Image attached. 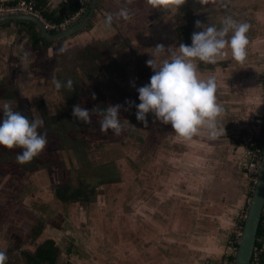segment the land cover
<instances>
[{
	"label": "flooded vegetation",
	"instance_id": "af4514ba",
	"mask_svg": "<svg viewBox=\"0 0 264 264\" xmlns=\"http://www.w3.org/2000/svg\"><path fill=\"white\" fill-rule=\"evenodd\" d=\"M222 3L224 4V7L221 8V6H218L216 9L217 13L215 15L216 18L221 19L220 23L225 16H232L238 22H247L250 25L249 31L247 32L249 39V44L247 46V56L242 63L233 60L230 50H226L228 51V55H226L223 59L218 60L215 64L209 63V65H207L209 70L208 77L214 76L216 79L217 103L220 104L223 109V111L217 117L218 124H220L221 127H224L225 125V133L221 131L217 137H220L219 140L223 142L224 145H228L227 147L220 145L221 147H226L223 160H221V162H219L216 166L209 165L211 164V160H204L201 163L199 171L190 173L184 168L183 165V163L188 162V155L185 156L183 161V155L181 158H179L181 155L178 156V154L174 153L176 156H178L177 159L180 160L179 163H182L180 164L181 166L177 168L175 165H171L170 163L168 164L166 155L164 156L161 149L156 147L158 144L152 146V143H150L151 140H149L148 145L145 146L143 150H139L136 156L135 154H125L126 148L123 147L124 152L122 154V163H120L118 167L111 165L113 159H115L113 157L114 153L118 154L119 152L117 150L118 146L111 142L113 138L110 135L113 133L110 134V132L112 131L109 130L108 132H104L106 135H100V137H110L108 138L109 140L106 141L110 148H104V146H101L102 142H96L95 140L93 141V139L90 142L93 152L89 150L80 151L78 148L74 149L71 144H62L63 137H68L71 135L80 138L82 133L80 130L77 131L78 128L74 129L67 127L68 122L65 121V119L72 118V115L68 113V107L63 106V104H57L55 114L53 112L50 113L49 109V114L46 118H44V122L47 124L48 128L56 131V134H53L54 140L52 143L54 142L57 145L50 151H46V153H49V157H51V159L54 161H57L58 165L53 166L50 170H48V173L45 172L44 169L47 170L44 167L47 156L44 154H38L33 158L37 162V165H43L44 169L41 167V169H32V167L27 168V162L23 163L22 170L26 171V176L21 178V181L27 185H30L33 182H37L39 184L41 183L42 187H39L36 184L37 188H28L26 190L24 199L18 204L16 208L17 210L20 209L23 212L22 216L26 215V217H28L27 214L31 213V209L35 208L34 206L33 208L29 207L30 205L28 204L31 203L37 205L36 209L43 208L44 204H49L50 207H56L54 205L55 203H53L55 195L52 194L53 191H51L55 189L58 191L57 197L59 196V198L68 203V208L67 211H65L62 215L57 212L55 216H52L51 213L48 212L49 220L52 223L58 221V225L65 222L67 228H71L70 226H78L86 237L84 238L86 239V247L91 245L98 250L100 247H106L109 245L110 248L107 253H110V257L113 259L117 258L118 260H133L132 262L128 261L127 264H143V262L137 261L144 260L143 252L135 253L133 256L122 255L121 257H118L120 254H122L120 253L122 249L129 250L130 248H134L136 242L139 239L141 240L139 241L140 244L141 242H144V244L148 246L145 248V251L149 254V258H147L148 262L144 264H167L169 260L180 259V254L187 251L185 248H190L192 251L195 246V242L193 240H184L181 238L175 246L172 245L174 248L173 250L169 251V247H161L160 244H158V239L163 233L157 224H154L157 222V220L150 219L151 215L155 216L154 218H161L163 220H165L166 217H173L172 220L174 223L172 225L176 228V230H181L182 232L190 231V233H194V231L199 229L201 225L210 226L212 228L210 237L214 238L215 240H217L220 236L219 230H227L229 224H225L224 221H228L230 223L233 213H237V211L241 210L243 213L241 214V224L244 223L249 206V200L252 196V193H250L251 187L249 186L250 184L248 181V165L259 134L262 131L264 125V116L260 118V115L264 113V108L262 107V101H264L262 97V95L264 96V0H223ZM90 4L91 0L89 1L88 9L85 15L90 9ZM155 9L156 7L153 6L152 10ZM98 11L99 8L97 4V10L92 16L93 22L97 20V22H100L99 26L105 25L107 27L104 22L106 17L102 19V14ZM148 12L136 5L135 8H131L130 12H128V19L118 17L120 21L123 20L122 24H119V26H128L129 30L131 28L132 32L138 33L133 35L131 40L138 42L135 47V52L138 51V57H140L138 69L141 68L140 70L143 72L142 75L145 76H148L146 74L147 72H152V68H146L144 65L147 64H142L144 49H154L158 43L164 45L165 49L169 46L167 43H165V40L167 41L169 35L167 32H164L163 35V32L160 31L162 33L157 44L154 41L155 37L149 34V29L153 25V19L152 15L148 14ZM111 13L115 16V12ZM111 13L109 12V14ZM145 15L146 18L144 19L143 17ZM101 21L104 23H101ZM220 23L217 24V26H220ZM182 25L177 26L178 37L181 36L179 33L182 31ZM86 28L87 27H85V29ZM138 29H141L140 31L146 32L141 35ZM164 30L165 29H163V31ZM106 31L107 35H110L111 32L115 31L114 35L118 36L116 25L107 27ZM14 34V36L17 37L18 34ZM109 38L112 39V37ZM28 39L29 41L31 40V38ZM147 39L149 40V43L146 44V47L145 42ZM4 44L5 47H2V49L0 47V49L1 53L6 54L8 52L7 46L9 44ZM69 46V43H65L66 50L63 52V54L70 55L68 48ZM22 51L28 55L30 53L29 47L25 49L23 48ZM174 51H178V48H175ZM170 55L171 51L166 49L162 51L161 55L159 56L163 60L170 58ZM31 57H24L22 60L18 54H15V60L18 59L21 64H25L23 66H27L26 69H30L32 67L33 70L35 65L31 66L29 62L31 60L33 61ZM53 57H55V55H53ZM119 63L122 64L121 62ZM50 67L47 69L42 67L40 68V66L36 65L34 70L41 73V75L47 71L50 74L53 70L52 67ZM107 70L108 69H106L105 72L99 70L98 72L100 73H98L97 78L106 84L109 83V81L103 79H111L110 75L108 74L109 72H106ZM115 71L116 70L110 71L111 75L114 77H116V74L114 73ZM89 73L90 72L86 73L85 69L83 68H79L75 72L78 78L83 77L85 85L87 84L89 89L90 87L91 89H96L97 83L91 84L88 82V79L90 78ZM126 73L128 72L126 71ZM121 76H124V72H121ZM120 80L121 79L118 77L119 82H117V84L119 86L122 85L125 88L124 95L127 94L128 96L125 101H132L136 94L134 91L135 86H133L135 85L134 79L130 78L128 82H120ZM144 81L148 82L149 79H144ZM46 84L47 86H41L39 89L49 92L52 87V85H50V80H46ZM25 100L29 101L28 98H25ZM118 103L119 102L116 101L112 102L111 104L104 100L101 102L102 105L100 107L105 108L109 105H115ZM94 111L99 113V110L96 108L95 110H90V116L92 119L97 118V113L95 114ZM245 115L251 118L247 119ZM241 118L246 119L242 121ZM223 119L224 121L229 119V124L226 123L222 125L223 122L221 121ZM132 120L136 119L132 118ZM83 123L86 125V122ZM159 123L160 125H163L162 122ZM69 124H71V122ZM248 126L251 128V131L246 132ZM231 129L237 133L233 134ZM40 131L44 130L41 128L39 129V132ZM164 132L165 131L162 127V131H160V133ZM91 134L99 135L97 131ZM235 135L242 138L240 141L236 142V144H233L231 138L235 137ZM92 138L94 137L92 136ZM214 140H217V138L213 139V141ZM81 143H83V140ZM233 145L234 147L232 148ZM94 150H101V157H97L98 160H93L90 163H87V160L85 159H91L93 153H95ZM65 151L68 152L67 154L63 155V152ZM106 155H112L109 165H106L104 162ZM210 155L212 154L206 152L205 156H203L211 158ZM58 160H62L64 164L59 163ZM127 162L129 164H127ZM137 162L145 165V174H142L139 172L140 170L132 167L133 163ZM193 165L194 164H192V166ZM119 167H121V169ZM128 167L130 168L126 169ZM105 174H107V176H105ZM110 178H113V180L110 181ZM103 186L105 187L102 188ZM113 187L122 188L121 190H123V192H119L116 196L117 199L115 200L116 202L118 201L117 203L124 205L125 202H130V205L133 206V211H136L135 209L137 207L147 210V213L142 214V217H145L146 219H142V222H139L138 220H140V218L137 213H135L134 216L128 215L126 217H122L124 215L123 212H121L120 215L116 212L113 213L115 209L112 206L115 204L112 203V199L115 197V194L109 191L113 190ZM47 188H49V190L45 191ZM105 189H107L106 193ZM1 192H4V189L0 191V193ZM240 194L243 195V202H240ZM126 195H129L127 199L125 198ZM102 201L106 202V206L104 205L105 207L103 208L100 206V202ZM238 203H240V205H238ZM84 206L86 207L84 208ZM89 207L90 209L87 211L88 213L86 214V217L83 218L81 215L83 208L86 210ZM37 216L38 218H36V223H38V226H41V232L45 230L44 237L42 236L39 238V243L42 242V239L45 240L46 238H52L55 240L56 246L59 247L57 242L58 239L56 238H59L63 232H67V229L60 230L59 234L55 238V232L53 229L46 225L45 214L41 216L42 218L39 217L40 214ZM109 216L112 218L111 222H109ZM35 217L36 216L29 214L30 221H33ZM63 219H66V221ZM216 219L218 224L220 223V228L215 227L218 224L213 223ZM104 224H109L110 227L119 225L122 229H124V231L115 230L116 235H107L106 232H103V228L105 227ZM133 224L138 228V230H132ZM185 225H189V227L184 228ZM231 243H228V248L231 247ZM207 245L209 244L206 243L204 247ZM70 249H72V247ZM204 250L207 252L211 251L207 250V248H204ZM70 251L71 250H69V253ZM228 253H230L229 250ZM228 253L223 254V259L229 257L231 260L232 256H230ZM196 258L198 259L197 256L194 258L190 256L186 257L184 260H197ZM69 260L71 259L69 258ZM81 260L86 259H84L82 256ZM91 264H93V262H91Z\"/></svg>",
	"mask_w": 264,
	"mask_h": 264
},
{
	"label": "rangeland",
	"instance_id": "374dc122",
	"mask_svg": "<svg viewBox=\"0 0 264 264\" xmlns=\"http://www.w3.org/2000/svg\"><path fill=\"white\" fill-rule=\"evenodd\" d=\"M191 1L192 3L189 6L185 7L181 5V0H166L165 6H158L156 7L157 10L156 9L151 10V12L149 10L148 13L152 15V19H153V25L149 29V34L155 37L154 41L156 42V44L158 43V39L161 33L163 32L164 35V32H167L168 34L172 35L168 39V45H169L168 48L170 47L169 50L171 52L174 51L175 48H173L172 45L175 44L178 39L177 26H180L183 24V22H185L184 16L190 13L189 11L194 10L199 15L202 14L206 15V12H211V14L216 15L217 7L218 6H221V8L224 7V4L222 3L223 0H206V1L198 0V2H196V0H191ZM122 21L123 20L119 21L118 23H114L112 21L111 24V26L116 25L118 26V28H121L118 30V36L112 34L114 32H111L110 36L112 37V39L111 38L106 40L100 39L98 40V42L94 41L93 44L91 43L92 49L90 51L91 53L90 59L94 61V63L91 64V66H93L92 68L97 69L99 67V69L100 68H102V70L104 69V72L105 69H108L106 72H109L108 74L111 77V79H107V78L103 79L109 81V83L107 84L96 79V83H97L96 89L94 88L91 89V87L89 89L88 85L87 84H86L87 86L85 85L83 77L78 78L76 76L75 74V72L77 71L76 69L74 68L66 69L65 66L64 69L62 65H59V62L61 60L59 58H63V53L58 51L59 50L58 47L55 48L56 49L55 50L56 53L54 54L55 57H52L50 60V64H53V60H56L58 62V66L55 68V70L53 69L50 74L47 71L43 75H41V73L39 72L32 70V67L30 69H26L27 66L26 67L23 66L21 68L18 67L19 65H21V63L18 62V59L15 60L14 56L11 57L13 54H16L17 52L19 56L22 55L25 58L27 57L30 58L32 56V53L28 55L26 53H23L22 50H14L8 52V55L6 56L7 60H4L6 66H4L3 64L0 65V105H2L4 102H8L14 110L20 111L27 118L40 119L43 123L42 126L38 128V131L39 129L42 128L44 131H40V133L43 132V134H45L47 139V144L44 150H42L39 153L40 155L44 154L47 156L44 166L47 170L43 168V165L41 166L37 165V162L34 159L33 161L30 160L27 162L28 164V166H26L27 168L29 167H32V169L42 168L44 169L45 172L48 173V170H50L53 166L58 165L57 161L51 159V157H49L48 155L49 153L48 154L46 153V151L48 150L50 151L53 147L57 145L54 142L52 143V141L54 140L53 134L54 133L56 134V131L48 128L47 124L44 122V118H46L49 114V109H50V113L53 112L55 114V109L57 107V104L58 105L63 104V106L68 107V113L70 115H72V107L76 104H79L81 107H85L90 110H95V108L99 110V113H97V111H94L95 114L97 113L96 115L97 118L92 119L91 117L90 121L86 123V125L85 123H83V121H78L73 116L70 119L69 118L65 119V121L68 122L67 125L68 128H74V129L78 128L77 131L80 130L82 134L80 133L81 134L80 138L71 135L68 137L65 136L62 138L63 140L62 144H67V145L71 144L74 149L78 148L80 151L89 150L91 152H93L90 144L92 139L93 141L95 140L96 142H102L101 146H104V148H110L108 143H106V141H108L109 140L108 138L110 137L108 136L100 137L101 134L106 135L104 132L100 130V121L102 119V112L104 110L103 107H100L102 105L101 102L105 100L112 104V102L118 101L119 102L118 104L122 105L119 116V119L121 120V123L123 125L121 133L119 135H115V134L114 135L112 134L113 136L110 135L113 138L111 142L114 145L118 146L117 150L119 152L118 154L114 153L113 157L115 159H113V162L111 164L117 167L120 163H122L123 160L122 158V154L124 152L123 147L126 148L125 154L128 155L135 154L136 156L139 150H143L144 147L148 145L149 140H151L150 141V143H152L151 145L155 146L158 144V146L156 147L161 149L164 156L166 155L167 163L168 164L170 163L171 165H175L177 166V168H179L181 166L180 164H182L179 163L180 160L177 159V157L181 155L179 157L181 158L183 155V161H184L185 156L188 155L189 160L188 162L183 163V165L188 172L193 173L194 171L197 172L200 170L201 163L205 160L204 156L206 152L209 151L208 149L210 148H212L210 150L217 149L218 145H216L215 143L223 144V142L219 140L220 137H217V140H214L215 142L213 141V139L209 138V136L207 135V129L204 128H202L200 132L194 135L191 139H182L178 137L174 131L171 132L167 130L164 133H160V131H162V125H160L159 123L160 121H154V118L151 113L148 114L147 116V119L149 121L147 126H145L141 121L138 122L135 115L136 113L135 106L134 105L129 106L128 104L125 103L126 102L125 99H127L128 96L127 94L124 95L125 88L122 85L119 86L117 84V82H119L118 77L121 79L120 82L121 81L128 82L130 78L134 79V84H135L134 91L136 92V94L133 100L135 101V103H139L138 92L136 91V88L147 83V81H144V79L150 78L148 76H151L153 74V69L151 73L149 72L146 73L148 76L142 75L143 72L142 71L140 72L141 68L138 69V64L140 63L139 61L140 57H138V51L135 52V47L138 44V42L131 40L132 36L138 33L132 32L131 28L130 31L128 26H123V25L119 26V24H122ZM107 27L110 26L107 25ZM163 29L165 30L163 31ZM140 30L141 29H138L141 35H143L146 32ZM147 43H149L148 39L145 42V46ZM165 43H167L166 40ZM144 53H146L147 55ZM161 53L159 55H161ZM151 54H155V50L153 48L144 49L142 64H146V61L152 58ZM81 55L86 56V54H81ZM159 55L157 56L158 63L162 61ZM2 56L5 55L2 54ZM1 61H3V59H1ZM123 61L128 63H125ZM42 62L43 59L38 58L35 61L31 60L30 64L36 66V65H40ZM119 62H121L122 64H120ZM195 63L197 64L198 75H200L201 78H205V79L208 78L209 70L207 68V65H209V63H205L198 60L195 61ZM144 67L149 68L150 66L144 65ZM111 70H116L114 72L116 74V77L111 75L110 72ZM126 71L128 73H126ZM121 72L122 73L124 72V76H121ZM98 73L100 72L97 71L96 74L98 75ZM69 78H71L73 81L72 89H67L62 87L61 89L57 90L55 88L53 84L54 79H58L62 82H66L67 79ZM46 80H50V85H52L49 92L46 90L39 89L41 86H47ZM262 97L264 100L263 95ZM25 98H28L29 101L25 100ZM262 105H263L262 107L264 108V101H262ZM60 114H66V113H60ZM263 116L264 113L260 115V118ZM131 117L136 120H132ZM245 117L247 119L251 118V117H247L246 115ZM246 118H241V120L243 121ZM70 122L71 124H69ZM221 122H223L222 125L226 123L229 124V119H226V121H224L223 119ZM263 124H264V118H263ZM218 127L223 129V127H221L220 124H218ZM248 127L246 129V132H249ZM96 131L99 133V135L91 134V133H95ZM231 131L233 132V134L237 133L234 132V130L232 129ZM111 133L112 132H110V134ZM262 133H264V125L259 136ZM92 136L94 138H92ZM241 138L242 137H238L237 135H235V137L231 139L233 144H236V142L240 141ZM82 140L83 143H81ZM21 151L22 149L19 147H14L9 149L5 146L0 145V188H3L5 192V195L0 193V228H1L0 251H4L6 253L7 259L5 261H8L9 264H29L28 260L23 256L21 251L23 250L29 251V246L30 249L33 250L32 244L35 245V240L37 243H39L38 239H35L34 237L35 227L38 226V223H36V218H38L37 215L39 214H40L39 216L40 218H42L41 216L45 214L46 225L50 226L53 229V231L55 232L54 235L55 238L59 234L60 230L67 229V232H63V234L59 238H56L58 239L57 242L59 245V254L56 264H91V262H93V264H115V263L127 264V262L130 260H118L117 258L113 259L110 257V253H107V251L110 248L109 245L106 247H100L98 250L97 248L92 247L91 245L86 247V243H85L86 239H84L86 237L84 236V234L82 233L81 229L78 226L77 227L70 226L71 228L69 227L67 228L65 222L58 225L59 224L58 221L52 223L49 220L48 212L51 213L52 216H55L57 212H59L60 215H62L65 211H67L68 208V203H66L63 199L59 198V196L57 197V192H58L57 190L55 189L51 190L53 191L52 194L55 195L53 203H55L54 205L56 207H50L49 204H44L43 208L36 209L37 206L36 204L35 205L34 203L28 204L30 205L29 207L32 208L33 206L35 207L34 209H31L32 210L31 213L27 214L28 217H26V215L22 216L23 212L20 209L17 210L16 208H14L12 204H10V200L11 202L14 200L17 202L19 201L20 203L24 199L23 196H25L26 190L28 188H33V189L37 188L35 182L28 185V188H24V186H21L24 184L21 181V178L26 176L25 173L26 171L22 170L23 164L17 161V154ZM94 151L95 153H93L91 159H85L87 160V163H90L93 160H98L97 157L99 158L101 157V150H94ZM67 152L68 151L63 152V155L67 154ZM174 153L178 154V156H176ZM111 157L112 155L105 156L104 162L106 165H109V161ZM58 162L64 164L62 160H58ZM127 164L129 163L127 162ZM192 164L194 165L192 166ZM132 167L140 170L139 172H141L142 174H145L144 170L146 167L145 165H142L140 162L133 163ZM119 168L121 169V167ZM129 168L130 167L126 169ZM105 176H107V174H105ZM112 180L113 178H110V181ZM249 186L251 187V188L249 187L251 189L250 193H252L253 185L250 184ZM104 187L105 186H103L102 188ZM121 189L122 188L113 187V190H109L111 193L115 194V197H113L112 199V203L115 204L112 206L115 209L113 213L116 212L120 215L121 212H123L124 215L122 217H126L128 215L134 216V214L137 213V215L140 218V220H138L139 222H142V219L145 220L146 218L142 217V214L147 213V210L136 206L137 207L135 209L136 211H133L132 208L133 206L130 205V202H125L124 205L117 203L118 201L116 202L115 199H117L116 197L117 194L119 192L120 193L123 192V190ZM47 190H49V188H47L45 191ZM106 191L107 189H105V193ZM7 195H9V198H7ZM128 196L129 195H126L125 198L127 199ZM100 203H101L100 206H102L101 208L106 206L105 201H102ZM238 205H240V203H238ZM10 207H12V209H10ZM85 207L86 206H84V208ZM84 208L81 213L83 218L86 217V214L88 213L87 211H89L90 207L86 210ZM102 210L105 211L104 209ZM29 214L36 216L33 221H30ZM241 214L243 213L241 210H239L235 215L231 216L230 223L228 221H224V223L229 224V226L227 227V230H219L220 236L218 237L217 240L210 237L212 233V228L210 226L201 225L199 229L194 231V233H190V231L182 232L181 230H176V228L172 225L174 223L172 220L173 217L172 218L166 217L165 220H163L161 218H154L155 216L151 215L150 219L157 220V222L154 224H157V226L161 229V232L163 233L158 239V244H160L161 247H169L168 248L169 251L173 250L174 248L172 247V245L175 246L181 238L184 240L190 239L195 242L194 244L195 246L192 249V251L190 250V248H185L187 249V251L185 253L182 252L179 256L181 258L178 260H184L186 257H190V256H192L193 258L197 256L198 259L197 258L196 259L199 260L201 264L202 263L232 264L229 257L223 259V254L228 253V250L230 251V253H228L230 254V256H234L235 254L234 241L237 239L236 238L237 233L240 231L243 225L241 224ZM109 218H110L109 222H111L112 218L110 216ZM66 219L63 220L66 221ZM213 223L218 224L217 219ZM219 224L215 227L220 228ZM104 226L105 227L103 228V232H106L107 235L108 234L116 235L115 230L124 231V229H122L119 225L115 227L114 226L110 227L109 224H104ZM185 226L184 228L189 227V225H185ZM132 230L136 231L138 230V228L135 227V225L133 224ZM44 234H45V230H43L42 232L43 237ZM139 241L141 240L139 239L136 242L134 248L132 249L131 248L129 250L122 249V251L120 252L122 254H120L118 257H121L122 255L133 256L135 253L143 252L144 254L143 259L147 260V258H149V254L145 251V248H147L148 246L145 245L144 242H141L140 244ZM206 243H208L209 245L204 247ZM228 243H231V247H229L230 249L227 247ZM70 246L72 247V249H70L71 248ZM204 248H207V250H211V251L207 252L204 250ZM69 250H71L70 253ZM82 256L86 260H81ZM69 258L71 260H69ZM89 259H93V260H89ZM137 261H141V260H137Z\"/></svg>",
	"mask_w": 264,
	"mask_h": 264
},
{
	"label": "clouds",
	"instance_id": "9594fccd",
	"mask_svg": "<svg viewBox=\"0 0 264 264\" xmlns=\"http://www.w3.org/2000/svg\"><path fill=\"white\" fill-rule=\"evenodd\" d=\"M159 2L161 0H148L150 5ZM116 16L128 19L129 13L126 9H121ZM112 21L113 15L108 14L106 24L111 26ZM203 25L197 19L195 27L201 30L192 33L191 44L181 42L178 51H172L170 58L158 63L157 56L166 50L164 45L158 44L154 48L155 54H151L152 58L146 61L153 69V74L147 83L136 88L139 103L130 100L125 102L129 106H135L136 118L145 126L149 123L147 116L151 113L154 121L170 124L175 134L182 139H191L202 128L207 129V135L211 139L216 138L221 131L225 133V125L223 129L218 127L217 117L223 109L217 103L216 79L214 76L201 78L195 61L215 64L228 55L226 50H230L232 59L242 63L247 56V32L250 25L238 22L232 16H225L220 26ZM65 50L61 47L58 51L63 53ZM53 84L57 90L62 87L73 88L71 78L66 82L54 79ZM121 108L120 104L104 108L100 121L102 132L111 130L115 135L121 133ZM72 116L86 123L91 119L90 110L79 104L72 107ZM42 123L38 118H27L20 111L14 110L8 102H4L0 105V145L9 149L21 148L22 151L17 154V161L21 164L32 160L47 144L45 134L38 131ZM6 259V253L0 251V264H4Z\"/></svg>",
	"mask_w": 264,
	"mask_h": 264
},
{
	"label": "crops",
	"instance_id": "0c3cea01",
	"mask_svg": "<svg viewBox=\"0 0 264 264\" xmlns=\"http://www.w3.org/2000/svg\"><path fill=\"white\" fill-rule=\"evenodd\" d=\"M18 0H0V3H14ZM72 0H42V8L45 9V11L50 14L51 16H53L54 18H59V17H65L68 14H70V11L72 10V5H71ZM138 6L139 8H143L146 12H148L149 10H152V7H158V6H165L166 2H164V0H161V2L157 3L156 5H150L148 3V0H98V8L100 13H102V19H104V17H106V15L109 14V12H115V16L113 15V21L118 23L120 20L119 18L116 16V13H118L121 9H126L127 11L130 12L131 8H135V6ZM117 10V11H116ZM157 10V9H156ZM149 14V13H148ZM147 14V17H148ZM144 19L146 18V15L143 17ZM223 18V17H221ZM101 23H104L103 21H101ZM264 24V22H263ZM100 22L97 20L95 22H93L92 24L90 23L86 29H84L83 32H81L80 34L73 36L72 38L66 39V41L62 42L64 44H62L65 48V43H69L70 46L69 48V54H63V58H59L61 59L59 62V65H62L63 68L64 66L66 67V69L69 68H74L76 70H78L79 68H83L85 69V72L88 73L90 72V78L88 79V82L91 84H95L96 83V79L98 78V75L96 74L97 71H104V69L102 70V68L99 69V67L97 69H93L91 66L92 63H94V61H92L91 58V49H92V44L94 43V41L100 40V39H109V37H111L110 35H107V31H106V26H99ZM31 28V26H24L20 23H11L10 25H5L4 27H0V47L2 49V47H5L4 43H8L9 45L7 46V50L9 51L10 47H14V50H22L23 48H27L29 47L30 53H32V59H38V58H42L43 62L38 65L40 66V68H48V67H52V69L55 70V68L58 66V62L56 60H53V64H50V60L53 57V55L56 53V46H60L61 44H52L50 47H47V49L43 48L41 50V54H38L37 57V53H35L33 47H32V42L29 41L28 38H31L30 33H28L27 30H29ZM121 29V28H120ZM14 33H17V37H15ZM115 33V31H114ZM113 33V34H114ZM118 33V31H117ZM39 35V33H38ZM32 41V40H31ZM92 43V44H91ZM23 47V48H22ZM73 47V48H71ZM1 49H0V53H1ZM34 52V53H33ZM29 53V54H30ZM81 54H86L85 55H81ZM2 55V53L0 54V56ZM11 55V54H10ZM17 55V52H16ZM14 56V54L12 55V57ZM4 57V58H3ZM20 59H24V57L21 55L19 56ZM1 59L3 60H7L6 56H1L0 57V65H2L1 63H3V61H1ZM84 59V60H82ZM87 59V60H85ZM35 61V60H34ZM19 62V61H18ZM30 62V61H29ZM26 63V62H23ZM4 66H6V64H3ZM23 64L19 65L18 67H22ZM33 66V64L31 65ZM35 67V66H34ZM50 67V68H51ZM65 69V68H64ZM106 70V69H105ZM250 103V102H249ZM247 104V103H246ZM249 131H251L250 127ZM217 138V137H216ZM214 138V139H216ZM215 142V141H214ZM216 145H218L217 149L214 150H210L208 149L209 153H211L212 155L211 158L209 157H205L206 161L211 160V164L209 165H214L216 166L219 162H221V160H223V155L225 154L226 151V147H222L220 145L226 146L224 144H219V143H215ZM207 146V145H206ZM234 147V145L232 146V148ZM240 202H243V195L240 194ZM235 211V210H234ZM236 213H233V215H235ZM133 260H130L129 262H132ZM141 262L147 263L148 260H141ZM167 264H201V262H199V260H169L167 262ZM203 264V263H202Z\"/></svg>",
	"mask_w": 264,
	"mask_h": 264
},
{
	"label": "water",
	"instance_id": "95a60500",
	"mask_svg": "<svg viewBox=\"0 0 264 264\" xmlns=\"http://www.w3.org/2000/svg\"><path fill=\"white\" fill-rule=\"evenodd\" d=\"M97 4H98V0H91L90 9L82 19H80L74 25L69 26L66 29L56 33L48 31L39 19L28 15L1 16L0 27L1 26L4 27L5 25L8 24L10 25L11 23H20L24 26L28 25L34 27L39 33V37L41 38L40 46L42 47L39 51V53L41 54V50L44 47L43 42H52L53 44H58V43L61 44L62 42H64V40L76 36L81 32H83L85 27H87V25L93 22L92 16L97 10ZM117 28L118 26H116V30H119V28L118 29ZM56 47L60 49L61 47H63V45L61 44L60 46H56ZM10 51H14V47H10L8 52ZM8 52L6 54L4 53L2 54L7 56ZM1 64H6V63L3 60V63ZM35 183L39 187H42L41 183L40 184L37 182ZM21 186H24V188H28L27 184H23ZM2 190L3 189H0V191ZM1 194L5 195V192H1ZM7 198H9V195H7ZM10 204H12L14 208H17L19 201L17 202L13 200L11 202L10 200ZM10 209H12V207H10ZM263 214H264V149H263L261 168L259 170L256 183L253 187L251 200L248 206L246 218L243 223L242 234L238 242L237 251L235 254V259L233 264H252L254 254L257 248L259 226L262 221ZM35 244H37L36 240H35Z\"/></svg>",
	"mask_w": 264,
	"mask_h": 264
},
{
	"label": "trees",
	"instance_id": "16d2710c",
	"mask_svg": "<svg viewBox=\"0 0 264 264\" xmlns=\"http://www.w3.org/2000/svg\"><path fill=\"white\" fill-rule=\"evenodd\" d=\"M34 1H35L37 6H42V0H34ZM196 2H198V0H196ZM191 3H192L191 0H181V5H183L185 7L189 6ZM71 5H72V8H71L72 10L70 11V14H68L67 16L75 13L80 8L79 0H72ZM189 12L190 13H188V14H186V16H184L185 22L182 25V31L179 33V34H181V36H179L176 43L172 45L173 48H178V46L181 42H183L185 44H191L192 33L194 31L201 30V29H197L195 27V21L197 19H199L202 23H204L203 26H205V27L208 25H211V24L217 25L220 23V20H221V19L216 18L215 15L211 14V12H206V15H203V14L199 15L194 10L189 11ZM44 15L50 21L58 22V23H61L67 17V16H65V17L62 16L59 18H54L53 16L48 14L45 11V9H44ZM28 33H30V35H31L32 41L30 40V42H32V47H33L35 53L40 54L39 51L42 47V46H40L41 38L39 37L37 30L34 27H31L28 30ZM169 35L167 38V44H168V39L172 36L171 34H169ZM43 43H44L43 48H45V49H47V47H50L53 44L52 42H43ZM166 49L168 50V47H166ZM140 72H141V70H140ZM162 127H163V130L165 132L167 130L171 131V132L174 131V129L172 128V126L170 124H167V125L163 124ZM41 231H42L41 226L35 227V230H34L35 236L34 237H35V239H38V242H39V238L42 237ZM32 246H33V250L29 249V251H25V250L21 251L23 256L28 260L29 264H56L57 263L58 254H59V247L56 246L55 240H53L52 238H46L45 240H43L40 243H37L35 245L32 244ZM237 246H238V244H237ZM257 248L259 250L260 264H264V214H263L260 226H259ZM234 259H235V256H232L231 257L232 263L234 262ZM4 264H9V262L5 261Z\"/></svg>",
	"mask_w": 264,
	"mask_h": 264
},
{
	"label": "built area",
	"instance_id": "2783aa9c",
	"mask_svg": "<svg viewBox=\"0 0 264 264\" xmlns=\"http://www.w3.org/2000/svg\"><path fill=\"white\" fill-rule=\"evenodd\" d=\"M89 1L90 0H79V4H80L79 10L67 16L61 23L53 22L47 19L44 15V9L41 6H37L34 0H18L14 3H0V17L12 16V15L33 16L39 19L48 31L56 33L66 29L69 26L74 25L76 22L82 19L85 13L87 12ZM263 149H264V133H262L259 136L251 160L248 165V180L249 183L252 185H255L259 170L261 168ZM241 234H242V228L237 233L236 236L237 239L234 241L235 254L237 251V244L240 240ZM252 264H260L258 248H256Z\"/></svg>",
	"mask_w": 264,
	"mask_h": 264
}]
</instances>
